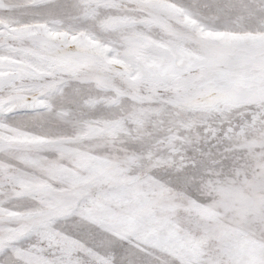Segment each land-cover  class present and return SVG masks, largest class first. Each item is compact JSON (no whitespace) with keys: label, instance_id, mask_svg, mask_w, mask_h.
Masks as SVG:
<instances>
[{"label":"snow or ice","instance_id":"6c2138e0","mask_svg":"<svg viewBox=\"0 0 264 264\" xmlns=\"http://www.w3.org/2000/svg\"><path fill=\"white\" fill-rule=\"evenodd\" d=\"M0 264H264V0H0Z\"/></svg>","mask_w":264,"mask_h":264}]
</instances>
